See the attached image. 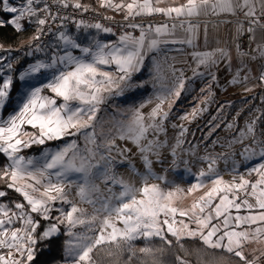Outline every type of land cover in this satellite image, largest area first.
Listing matches in <instances>:
<instances>
[{
    "label": "snow or ice",
    "instance_id": "obj_1",
    "mask_svg": "<svg viewBox=\"0 0 264 264\" xmlns=\"http://www.w3.org/2000/svg\"><path fill=\"white\" fill-rule=\"evenodd\" d=\"M161 2L162 0H130L125 3V0H120V3H115L114 0H100L101 7L124 12L123 19L127 22L124 26L139 29V35L125 31L119 35L116 42L105 43L93 38L85 46L77 37L57 29L54 34L56 43L50 46L54 50L48 60L38 59L19 73V80L26 81L37 74L51 70V76L45 83L29 86L16 101L12 113L6 118L0 116V154L5 155L9 161L0 168V180L6 182L7 188L19 193L28 206L26 209L25 204L15 202L16 211H12L7 205L0 203V249L8 250L6 255L0 252V264H35L40 251L37 245L41 242L51 243L56 239L60 233L59 225L62 224L66 225L69 237L64 242V251L70 259V264H96L92 253L106 244L114 246V251L108 252L110 257L123 252L126 248L131 260L135 256L132 250L133 241L138 238L150 240L158 237L170 247L173 240L168 239L169 234L175 238V242L182 250L183 239H199L207 248L234 255L243 261V264H256L259 260L260 257L256 256L249 260L242 249L246 243L253 240L264 242V140L256 135L257 122L261 116H264V112L246 122L245 127L239 130L232 141L242 142L251 138L253 145L261 146L259 152L255 147L246 146L242 153V155L246 154V159L259 155L262 161L249 170V173L255 172L258 175L259 178L255 182L245 179L243 175L234 176L231 182L225 181L215 167V158L206 156L202 159L208 161L207 170L200 171L198 182L192 184L187 192L191 194L203 188L206 180L211 181L212 187L196 198L188 208H179L175 204L177 199L183 198L184 190L179 185L165 191L159 184L148 183L149 178L162 181L167 179L165 176L155 175L152 171L153 161L149 156L151 154L159 158L160 148L167 143L158 139V136L166 131L164 122L168 119L172 108V102L169 101L178 99L184 88L182 71L180 76L176 77L177 83L172 87L161 85V90L155 97L157 102L147 113V117L140 110L145 106L141 104L139 108L133 110L130 122L121 124L117 129L119 139L131 141L140 155L144 172H139L130 160L127 163L133 173L140 176L141 187L110 175L113 165V157L110 154L101 155L95 163H92L96 157L95 150L86 147L87 154H81L75 140L54 153L46 150L43 154V163L20 154L23 149L33 145H44L46 141L75 136L82 131L85 133L87 143L95 144V132L89 133L86 130L94 127L93 122L96 120L99 106L105 102L106 94L107 96L123 95L125 88L132 87L130 83L132 76L142 69L145 58L150 53L159 52L162 45L170 43L194 45L200 25L193 23V18L221 14L235 16L243 13L248 27L245 29L244 20H239L236 23L237 37L247 31L250 34V43L255 42L258 28L264 31V22H262L264 0H185L184 3L167 7L159 6ZM41 4L43 6L39 7ZM52 5L61 8L71 6L85 12L90 10V6L81 4L79 0H14V2L0 0V12L5 15L10 14L8 19L0 17V27L13 25L17 31H23L21 21L35 23L37 26L35 35L31 38L28 47L34 48L37 52L43 51L36 41L45 34V29L49 35H53L49 22L60 20L63 25V21L70 19L68 16H61L59 10L53 12ZM154 14H160L167 19L159 24L145 25L135 22L136 17ZM105 19L111 20L113 17L106 16ZM81 26L113 33L112 28L100 23L86 24L85 21L80 20L77 27ZM178 32H182L183 37H178ZM204 39L207 43V24L204 26ZM217 43L219 44V41ZM73 50H79L81 55H75ZM0 51L11 50L0 48ZM61 51L63 54H60ZM253 52L264 58V43H257ZM28 54L31 55V52ZM236 55L240 66L235 69L230 83H239L241 79L247 81L248 75L243 77L240 75L248 67L244 58L257 59L256 55L242 51L239 44L236 45ZM192 56L197 63V69L204 66L210 70L218 67L223 61L225 68L232 71L233 58L227 47L218 46L208 51H195ZM4 59L0 57V61ZM113 66L115 74L103 70L104 67ZM5 68L11 72L13 65L0 64V111L11 102V89L14 83L12 75L4 74ZM175 71L173 69L174 73ZM248 72L250 73L251 69H248ZM194 75H204V73L194 70ZM208 75L211 76L212 82H217L214 72L209 71ZM259 80L264 83V67L261 68ZM45 90L51 95H45ZM207 90L211 92V85ZM245 91L252 89L246 88ZM57 99L62 102L58 104ZM166 102H168L167 111L164 110ZM146 103L151 104L152 100ZM191 115L195 118L197 110L194 109ZM180 119H188V114L181 116ZM27 126L33 131L26 130ZM219 126L215 125L213 131ZM173 127L180 129L176 145L171 152V155L176 157V148L183 143L181 138L188 129L183 125L174 124ZM226 127L231 129L235 125L228 123ZM149 134L152 136L151 139ZM105 147L109 153L115 148L121 156L131 151L130 148L121 149L116 145L115 138L109 140ZM70 152L71 156H69ZM124 162V160L120 161V163ZM101 167L103 171L99 174L104 177L105 183L111 181L114 185H119L121 191L118 194L112 193L108 197L93 199L91 194L99 192V188L91 182L90 177L94 175L93 169L99 170ZM69 173L81 174L83 183L77 185V196L81 202L93 206L92 214L89 215L85 209L77 207L68 198L64 181ZM53 176L56 177L55 183L52 182ZM241 192L244 193L243 198L239 195ZM6 195L5 191L0 190V197ZM217 200L218 202H215ZM56 201L70 205V210L56 208ZM97 204L99 207H96ZM233 210L236 212L235 215ZM241 210L246 214L241 215ZM53 211L59 212L60 215L55 217V222L50 223L37 235L40 221L35 220L32 213L39 214L44 220H52ZM177 215L186 220H177ZM213 220L221 222L217 224L213 223ZM16 221H20L22 227H13ZM118 223L122 224V227H118ZM77 225L85 226L86 231H73ZM88 232L93 234L89 235ZM163 251V248L153 249L149 246L139 249L140 253L153 257L152 264H160L155 259V255L157 252L163 254ZM175 260L176 264H189V261L178 254ZM212 264H224V258L214 260Z\"/></svg>",
    "mask_w": 264,
    "mask_h": 264
},
{
    "label": "rangeland",
    "instance_id": "obj_2",
    "mask_svg": "<svg viewBox=\"0 0 264 264\" xmlns=\"http://www.w3.org/2000/svg\"><path fill=\"white\" fill-rule=\"evenodd\" d=\"M21 23L23 24L24 29L27 25L30 26L32 32L18 44L13 45H23L31 40V38L35 35V23L30 24L27 20H23L21 21ZM86 31L87 32H85V34L83 35V39L85 40H89V38H92L94 33H104L100 30L89 31V29H86ZM45 50L43 49V51H39L31 57H23L19 63H15L12 61L13 56L10 55L8 51H0V57L5 58L4 60L0 61V64L11 63L13 65L11 72H8V70L5 68L4 74L13 76V87L16 83L18 84L15 89H13V87L11 89V102L5 109L0 111V116H2L3 118H6L10 113L14 111L16 101L21 98V96L29 88V86H39L45 83L50 78L51 70L44 71L42 74H37L31 78H28L26 81H20L18 78L19 73L24 71L29 64L34 63L38 59L43 60V58H40V55ZM51 50L52 47H49V49L46 50L47 53L49 52V55H51L52 53ZM23 59H27L26 65L21 64ZM184 67L185 66L183 65L176 67L174 64L172 65L171 62H167L166 66H164L163 68L166 69V74L162 77H152V58L149 60H145L142 69L139 72L134 73L132 76L130 82L132 87L125 88L123 95L113 94L111 96H107L106 94L105 102L99 106L96 120L93 122L94 127L92 129L86 130L89 133L93 131L95 132V144L87 143L85 139V133L82 131L80 134H77L75 136H65L62 139L46 141L44 145H33L30 148L23 149L20 154L24 155L25 157L35 158L40 163H43V154L46 150L54 153L55 151L63 148L64 146L75 140L77 148L81 154H87L85 152L86 147L95 150L96 157L92 160V163H95L101 155L110 154L113 157V165L110 169V175H115L118 178H123L125 181L135 183L137 187H141L142 183L140 176L133 173L127 163V161L130 160L132 164L135 165V168L139 170V172H144L145 169L143 163L141 162L140 155L138 154L136 146L133 145L131 141L119 139L117 129L121 124H127L128 122H130L133 110L139 108L141 104H144L145 106L140 110L145 114V117H147V113L151 111V108L154 107L155 103L157 102L155 97L160 92L161 85L163 84L168 87H172L177 83L176 77L180 76L181 71L183 73L184 84L187 83L188 78L184 74ZM110 69H114V66ZM173 69L176 70L175 73L173 72ZM113 74H115V69ZM223 89L225 88L219 85V83L216 85L217 92L223 91ZM44 94L51 95V93L47 90H45ZM201 95H197L196 98H200ZM148 100H152V103H146ZM208 101H206V103ZM61 102L62 101L60 99H57L58 104ZM170 102H172L170 115L164 122L166 131L160 133L158 136V139H160L161 141H167V143L162 148H160L159 158L151 154L149 156V158L153 161L152 171L155 173V175L165 176L167 179L166 181H162L154 178H149L148 183L159 184L165 191L174 188L176 185H179L184 190V193L182 194L183 198L177 199L175 201V204L179 208H188V206L190 205V198H192L194 195L204 194L212 187L211 181L206 180L205 186L203 188H199L191 194H188L187 192V189L191 187L192 184L198 182L197 177L200 171L202 169L205 171L207 170L208 161L202 159V157L212 156L215 158V167L219 175L222 176L224 180H229L231 174L244 173V167L247 165V163H249V161H246V154L242 155V153H244V149L246 146L254 147L255 145L252 144L251 138L245 139L242 142L232 141L238 135L239 130L245 127L246 122L251 120L250 115L252 111H250V109L247 110L242 105H240L241 107L236 108L232 100H226L225 102L227 105H220V107L216 109V114L212 115L210 118L203 119V115L207 114V110L209 109H203V111H200L201 108H198V115L193 118L191 115V110H193L192 108L195 105H187V103H185L184 101V97L183 100L180 98L178 100H170ZM164 110H168V102L165 103ZM185 114H188V119L181 120L180 117L184 116ZM221 114H228L222 124L219 123L222 116ZM228 123L234 124L235 127L231 129L227 128L226 126ZM174 124L183 125L188 129L187 133H185V135L181 138L183 140V143L176 148V157H173L171 155V152L173 147L176 145V138L179 134L180 129L174 128ZM217 124L220 126L218 128H215V131H213V128ZM26 130L33 131L30 126H27ZM209 133L211 134L209 135ZM257 137L261 139L259 133H257ZM113 138H115L116 145H118L121 149L127 147L130 148L131 151L126 152L123 156H121L117 153L116 149L113 148L111 153H109L105 145L109 140ZM149 138H152L151 134H149ZM71 155L72 153L70 152L69 156ZM3 157L6 160V164L9 163L5 155H3ZM121 160H124L125 162L120 163ZM173 160H175V164H173ZM77 163H79V161H77ZM102 171V167L99 170L93 169L94 175L90 177L91 182L96 184L99 188V192H93L91 194V198L93 199L108 197L112 193L118 194L121 191L119 185H114L111 181L105 183L104 177L99 174ZM52 182H56L55 176L52 177ZM80 183H83L81 174L69 173L68 177L64 181L65 190L68 193V198L72 200L77 205V207L85 209L90 215L92 214L93 206L88 203L81 202L80 198L77 196V185ZM109 189H111V192H109ZM42 190L43 189H41V191ZM35 195H39V193H35ZM137 195L139 198V193ZM0 203L7 205L10 209H12V211H16V209L11 208L2 199V197H0ZM55 207H62L65 211L70 210V205L63 204L61 201H56ZM96 207H99V204H97ZM59 215V212L53 211L51 213L53 219L46 220L45 228L48 227L50 223L55 222V217ZM32 216L35 220H38L39 217L42 218L39 214L34 215L32 213ZM178 217L179 215H177V218ZM117 226L122 227V224L118 223ZM13 227L20 228L22 227V223L20 221H16ZM59 227L60 233L64 232L67 234L66 225L62 224L59 225ZM73 231L85 232L86 228L85 226L77 225V227L73 229ZM88 234L92 235L93 233L88 232ZM68 239L69 237L67 235L66 240ZM142 239L144 238H138L137 240L133 241L132 247L138 240ZM7 251V249H0V252H3V254L5 255L7 254ZM62 264H70V259L66 256L65 251Z\"/></svg>",
    "mask_w": 264,
    "mask_h": 264
},
{
    "label": "crops",
    "instance_id": "obj_3",
    "mask_svg": "<svg viewBox=\"0 0 264 264\" xmlns=\"http://www.w3.org/2000/svg\"><path fill=\"white\" fill-rule=\"evenodd\" d=\"M114 2L120 3V0H114ZM127 2H130V0H125V3ZM184 2L185 0H162L159 6L167 7ZM102 8L107 11L118 13L124 16V12L122 11L117 12L110 8H106V7H102ZM166 19L157 22L155 24L165 22ZM243 19H244L243 13H238L235 16L230 14H221L219 16L202 15L200 17L193 18V23H198L200 25L198 38L194 42V45L179 44V43L177 44L170 43L167 45H162L159 52L150 53L145 58V60H149L152 58V77L164 76L166 74V69L163 68L164 66H166L167 62H171V64L172 65L174 64L176 67L181 65L185 66L183 69L184 71L185 70L188 71V74H185L188 78V81L187 83L184 84V88L181 90V95L179 96L178 99L181 98L183 100L184 97V101L185 103H187V105L188 104H190V106L195 105L192 108L193 110L196 109L198 111V108L206 109V110L209 109L207 110V114L203 115L204 116L203 119L205 118L208 119L212 115L216 114L217 111L216 109H218L220 105L222 104L227 105L225 102L226 100L227 101L232 100L236 108H239L241 107L240 105H242L247 110L250 109V111H252L250 115L251 120L256 116H260L261 113L264 112V83H261V81L259 80V75L261 68L264 67V58L259 57V54L257 52H253L250 54L257 56V59L255 60H252L249 57H245L244 62L247 64L248 67L244 69L240 75L241 77L248 75L249 79L247 81L241 79V82L239 83L229 82L231 81L233 75L235 74V69L240 66L239 60L236 55V40L238 38L236 32V23L239 20H243ZM223 21H230V22L224 23ZM205 24H207V30H208L207 43L205 42L204 39ZM86 29H89V31L97 30L95 28H84L83 26H81L79 28L78 27L66 28L61 31H65L68 34L77 37L79 41L85 46H87L92 41L93 38L99 39L105 43L116 42L118 39V37H115L110 33L100 34L93 32L94 34L92 38H89V40L87 39L85 40L83 39V35L85 34V32H87ZM183 35L184 34L182 32L177 33L178 37H183ZM217 41H219V44L217 43ZM55 43L56 40L54 38V40L51 42V45ZM257 43H264V31H261L259 28L257 29L256 32L255 46ZM218 46L227 47L230 50L233 58L232 71H229L225 68V62L223 61L219 64L218 67H214L210 70L204 66H201L197 69V63L193 58L192 53L195 51H208ZM46 50L40 55V58H43V60L45 61H47L48 57L50 56L49 52L47 53ZM53 50L54 49L52 48L51 51ZM73 53L75 55H81L79 50H73ZM9 54L12 55L10 52ZM60 54H63L62 51L60 52ZM24 60L25 59L22 60L21 64H23ZM110 68L111 67H104L103 70H111L112 72H114V69H110ZM248 69H251L250 73L248 72ZM194 70L198 71L199 73H204V75H194ZM216 70H221L225 76V85H223L225 89L219 92L216 91V85L218 83L212 82L211 76L208 75L209 71L215 73ZM209 85H211V92L207 90ZM246 88H250L252 89V91H245ZM202 89H204V91H202ZM197 95H201V97L196 98ZM206 101L208 102L206 103ZM193 110H191V112H193ZM227 115L221 116L220 118L221 120L219 121L220 124L223 123ZM257 133H259V135L261 136V140H264V116H261V119L257 122L256 135ZM254 147L257 149V152H259L261 146L255 145ZM246 161L247 162L249 161V163H247V165L244 167V173L231 174L230 179L225 181L231 182L234 176L239 177L240 175H243L245 179L255 182L259 177L255 172L249 173V170L255 167L257 164L261 163L262 161L259 155L255 156L252 159H247ZM201 195L203 194L194 195L192 198H190L189 199L190 205L188 207H190L192 202ZM239 195L243 198L244 193L241 192L239 193ZM215 202H218V200ZM235 214L236 212L235 210H233V215ZM240 214L244 215L246 213L243 210H241ZM179 219L186 220V218H182V217L177 218V220ZM220 222L221 221L219 220H213V223L219 224ZM192 227H195V225H192ZM242 250L244 251L245 255L249 260L253 259L254 256L260 257L259 260H257L256 264H264V255H261V253H264V242H257L253 240L251 242L246 243Z\"/></svg>",
    "mask_w": 264,
    "mask_h": 264
},
{
    "label": "trees",
    "instance_id": "obj_4",
    "mask_svg": "<svg viewBox=\"0 0 264 264\" xmlns=\"http://www.w3.org/2000/svg\"><path fill=\"white\" fill-rule=\"evenodd\" d=\"M91 1V0H86ZM10 15V14H9ZM9 15H5L3 12H0V17L8 19ZM36 28V26H34ZM32 30L30 26H26L23 31H17L13 25H6L0 27V44H18L21 40L26 38L31 34ZM27 64V59L24 60L22 65ZM18 86L16 83L13 89ZM6 164V160L2 154H0V168ZM0 190H3L7 193L2 199L11 207L14 208L15 202H21L25 204L26 209L28 208L27 202L24 201L23 197L15 192L13 189H9L6 186L4 180H0ZM34 215H37L33 213ZM40 225L37 228V235H39L46 226V220L43 218H38ZM67 234L61 232L58 234L57 238L52 240L51 243L41 242L37 245L38 259L35 261V264H62L64 259V242L66 241ZM168 239L173 240V244L169 247L164 241L158 237L151 238L150 240H138L132 247V250L135 252V256L129 260L130 253L125 248V250L117 255L109 256V251H114L113 245H103L93 252V257L96 261V264H142V262H147V264H152L153 257L147 256L139 252V249L145 246L152 247L153 249L163 248V254L157 252L155 259L160 262V264H176L175 257L180 255L184 257L189 264H212L214 260H217L221 257L224 258V264H243L238 257L228 254L222 250H213L209 249L202 244L199 239H183L181 242L184 245L182 250L180 246L175 242V238L170 234Z\"/></svg>",
    "mask_w": 264,
    "mask_h": 264
},
{
    "label": "built area",
    "instance_id": "obj_5",
    "mask_svg": "<svg viewBox=\"0 0 264 264\" xmlns=\"http://www.w3.org/2000/svg\"><path fill=\"white\" fill-rule=\"evenodd\" d=\"M79 2L83 5L90 6V10L88 11H82L79 9H74L73 7L68 8H61L58 5H52V11L56 12L59 10V14L61 16H68L70 19H67L63 21V25H61L60 20H56L55 22H49L51 24V27L53 29V35H49L47 33V30L45 29V34L41 37L39 41H36V43H39L42 47V49H47L50 47L51 42L55 38V33L57 32V29L64 30L66 28H73L77 27V23L80 20L85 21L86 24H94V23H100L104 25L105 27H110L113 29V33H110L111 35L115 37H119L120 34L123 32H132L133 35L138 36L139 35V29H132L127 28L124 26L127 22L124 21L123 15H120L118 13L110 12L105 9H103L100 6L99 0H92V1H85V0H79ZM41 4L39 7H42ZM101 7V8H100ZM106 16L113 17V19H105ZM166 17L160 15V14H154L152 16H139L135 18L136 23H144L145 25L152 23L155 24L157 22H160L162 20H165ZM244 20V19H243ZM264 22V20H262ZM248 23L246 20H244V28L247 29ZM29 42H26L23 45H11V44H0V48L2 49H10L11 51H8L12 54V61L15 63H19L20 60L25 57H31L37 53V51L33 49H30L28 47ZM239 44L242 51L249 52L250 54L253 53V49L255 48V42L250 43V34L245 31L243 35L238 36L236 40V45ZM2 52V51H1ZM31 52V55L28 53ZM184 74H188V71L185 70ZM215 74L217 76V82L219 85L223 86L225 85V76L222 73L221 70H216Z\"/></svg>",
    "mask_w": 264,
    "mask_h": 264
}]
</instances>
